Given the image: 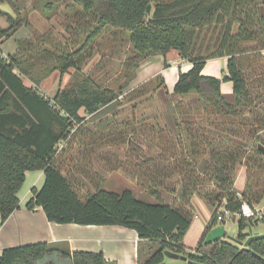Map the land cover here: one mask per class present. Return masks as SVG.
Wrapping results in <instances>:
<instances>
[{
  "label": "trees",
  "instance_id": "16d2710c",
  "mask_svg": "<svg viewBox=\"0 0 264 264\" xmlns=\"http://www.w3.org/2000/svg\"><path fill=\"white\" fill-rule=\"evenodd\" d=\"M0 1L9 2L19 12L14 0ZM62 1L75 10L70 37L63 44L41 34L17 41V49L11 54L3 56L0 49L1 223L19 207L17 193L25 171L43 170L44 182L39 189L32 188L27 209L40 206L47 219L56 223L134 229L139 238L156 244L138 264H163L166 250L184 256L189 263L264 264V237L253 238L246 246L240 243L246 239L245 231H253L264 218L236 214L243 200L259 205L264 198V154L258 148V144L264 146V0ZM52 4L46 2L43 11ZM0 15L9 22L6 27L0 26L1 41L13 35L22 19L1 9ZM106 26L127 30L134 51L135 61L127 67L125 82L117 89L101 85L89 72H82L93 40ZM206 29L212 30V37L201 41L200 34ZM171 49L192 63L189 70L178 74L171 94L180 96V100L173 107L176 109L184 96L193 94L186 105L189 110L201 106L207 128L192 127L189 124L195 122H186L183 153L174 154L166 140L165 151L173 153L171 159L164 156L160 138L153 132L150 136L158 141L160 153H149L144 158L143 146L137 149L143 166L152 165L146 184L152 202L136 196L129 188L120 193L97 188L81 196L75 182L58 165V143L78 132L79 127L72 130L75 124L82 123L80 109L93 114L116 101L133 79L140 61L155 54L166 55ZM216 57H226L221 77L203 75L206 60ZM70 68L78 74L82 72L80 82L57 90L52 98L39 91V84L51 72L63 74ZM251 68L256 78L250 79L246 73ZM23 76L33 85H26ZM154 78L159 79L157 86L163 87L164 95H169L161 75ZM222 81L232 82L230 96L221 92ZM146 84L138 85L130 94L141 92ZM241 165L245 166L246 178L239 192L234 181ZM174 174L181 177L177 194L176 184L166 191L167 181ZM163 191L172 195L171 201L164 199ZM193 195L203 199L212 214L205 232L191 249L184 245L183 238L194 217ZM221 207L230 211V216H238V234L204 244L206 233L225 223V217L217 218ZM0 264L116 263L105 259L102 252L71 251L58 243L38 241L4 248Z\"/></svg>",
  "mask_w": 264,
  "mask_h": 264
},
{
  "label": "rangeland",
  "instance_id": "374dc122",
  "mask_svg": "<svg viewBox=\"0 0 264 264\" xmlns=\"http://www.w3.org/2000/svg\"><path fill=\"white\" fill-rule=\"evenodd\" d=\"M50 1L53 3L52 6H49L48 9L43 11V6L46 2ZM14 2L19 8L18 13L15 12V8H13L9 2H0L1 8L9 10L12 13L11 15L19 16L22 19L21 25L17 27L13 35L4 39L7 41L0 46L4 51L1 50L2 55L5 56L3 53L6 51L7 44H16L15 40L22 35L34 39L41 34H48L51 36L52 40L61 44L65 42V39L70 37L71 29L69 26L73 25L75 22V18L73 17L75 10L66 7L62 0H14ZM3 16H1V22L5 21ZM8 24L6 26H8ZM210 37H212V30L206 29L200 34L201 41L209 40ZM92 46L93 48L89 53L87 63L82 68L83 74L89 72L101 85H109L117 89L118 85L125 82L124 76L127 67L132 64L131 61H135L133 46L129 39V32L127 30L106 26L101 35L93 40ZM244 64L249 65L248 62ZM163 66V59H161L158 64L155 59H152L151 68L153 71H160ZM205 67V70L209 73H213L210 74L213 76L220 71L219 65H217L215 61H210ZM222 67H224V65H222ZM178 71L176 66H172L171 69L161 74L164 77L165 90L172 92L174 83L178 77ZM82 72L78 74L72 68L63 74L59 71H53L41 81L38 89L45 96L52 98L57 90L72 87L74 84L80 82L82 79ZM246 73L250 75V79L256 78L254 77L253 68L246 69ZM158 74L159 72L154 76ZM22 79L26 85H33L26 77L23 76ZM158 82V78L150 79L141 92L136 91L130 94V92L137 87H130V80L128 85L122 89L116 101L101 106L93 114H86L83 109L79 110V114L83 117V120L82 123H80L81 125L78 126L75 124L72 131L76 130V127H79L76 131L97 132L95 136L91 135L93 138L85 139V143H89L85 148H91L92 150L89 152L87 149L85 152L86 157L84 156V158L93 159L96 157L97 151L103 148H106V150L111 153V157L109 158L107 156L105 159H100L102 155H99L100 157H97L93 163L90 160L91 166H82L83 162H81L79 166L76 165L75 160L73 162L71 161V158L74 159L71 149H73L75 145L73 142L69 144L68 157L65 158L64 156L65 162L63 164L60 163V168L67 177L75 182L77 191L81 196L92 189L102 187L117 193L129 188L132 189L134 193H138L141 199L152 202L153 198L146 191V185H144L147 183V178L149 177L148 172L152 168L150 167L152 165L147 163L148 166L147 164L143 166L138 156L137 149L140 148V145L143 146L145 151L141 156H144V158L145 156L147 158L149 153L155 156L153 152L156 148L160 150V147H158V141L155 137V139H151L150 133L153 132L155 136H159L160 144L163 146L162 149H164V151L167 146L166 140L167 142L169 140L173 147L170 148L176 150H173L174 154L176 152L183 153L185 148V141L183 140L186 138L183 131L184 124L186 122H195L194 124H189V126L207 128L206 124L202 121V117L205 113L202 111L201 106L196 110L193 108L189 110L186 101L190 100V97L184 96L182 98L184 102H180V106L174 109V103L180 100V96L169 92V95H164L163 87L157 86ZM242 132L247 134L246 130ZM104 134H109L110 136L103 137ZM177 135L179 136L178 139L176 137ZM83 145L84 144L81 145V148ZM63 146L64 145L61 147ZM165 153V157L172 158L173 153H171V155H168L166 151ZM78 154L81 155L82 153L78 152ZM80 155H77V159ZM103 167L107 169L105 172ZM78 171L83 174L82 183L75 177ZM121 173L123 175H121ZM125 175L127 178L124 179L123 176ZM180 178L181 177L174 174L171 179L167 181V188L169 190L166 191H170V188L174 187V184H176L177 189L174 194L179 193L180 190L178 189V185L180 183ZM241 183L242 178L240 174H238V188ZM162 195L167 202L172 200L171 194L169 195V193L163 191ZM191 200L194 209V221L201 223L208 220L210 210L212 212L211 207L197 195L192 196ZM258 206L264 207V198ZM262 220L263 221H259L254 226V230L264 231V219ZM224 228L226 231V239L237 236L238 216H226ZM196 231L197 225L194 226V229L187 236V242H193ZM149 246L152 248L151 250L156 248V244L153 243V241ZM167 258L169 257L165 256L163 264H189L187 259H185V261L180 258Z\"/></svg>",
  "mask_w": 264,
  "mask_h": 264
},
{
  "label": "crops",
  "instance_id": "0c3cea01",
  "mask_svg": "<svg viewBox=\"0 0 264 264\" xmlns=\"http://www.w3.org/2000/svg\"><path fill=\"white\" fill-rule=\"evenodd\" d=\"M0 9L8 14H12L9 10H6L1 7ZM1 16L3 15H0V26L6 27V25L8 24L6 17L3 16L5 21L1 22ZM27 38H28L27 36L22 35L15 40L16 44L15 43L7 44V48L5 49L6 51L3 54L8 55L13 53L17 49V41L24 40ZM5 41L7 40H1L0 46H2L5 43ZM152 59H155L157 64L161 61V59H163L164 62L165 61L167 62V65L166 66L164 65L160 71H153L151 68ZM210 61H215L220 68L219 73L214 74V77H221L223 71L226 69V57H216V58L207 59L205 65L201 70V73L203 75L213 76L210 75L213 73H209L208 71L205 70L206 69L205 66H207ZM222 65H224V67H222ZM172 66L177 67V69L179 70L178 71L179 74V72H185L189 70L192 66V63L182 58L179 52L175 49H171L169 52L166 53V55L155 54L149 56L143 59L142 61H140L138 67L135 69L134 77L131 80L130 87L133 88L142 83H145L148 80L153 79L155 77L154 75L157 72H159L158 75H161L162 73H165L166 70L171 69ZM161 77L164 80V77L162 75ZM220 89L222 93H224L227 96H230L232 93V82L222 81L220 84ZM187 96H189L190 99H192L191 97L193 96V94H189ZM96 133L97 132L94 131L91 132L78 131L74 134V136L70 140H69L70 137L69 136L66 140L60 141L58 143V151L56 153L57 156L56 158L60 159L58 161V165L60 166V163L63 164L65 162V158L68 157V146L69 144H71V142H73V144L75 145V147L71 149L72 156L74 157V159L71 158L72 159L71 161L73 162L75 160L76 165L80 166L81 162H83L82 166L84 165L91 166V161L93 163L97 159V157H100L99 155H102L100 159L101 158L105 159L107 156L108 158L111 157V153L108 152L106 148H103L102 150L97 151V155L93 159L84 158L86 154L85 153L86 150L88 149L89 152L92 150L91 148H87V149L85 148L89 144L88 142L85 143V139L86 138L89 139L90 137H92L91 135L95 136ZM108 135L104 134L103 137ZM82 144L84 145L81 148ZM62 145H64L63 147L65 149L61 147ZM78 152L79 153L81 152L82 154L80 155L78 154ZM159 153L160 150L158 148H156L155 151L153 152V154L155 155H158ZM76 154L80 155L78 159ZM103 170L105 172L107 169L103 167ZM81 174L82 173L80 171H78V173L75 174V177L79 182H81L83 179V174L82 175ZM238 174H240L242 178V183L239 186V188L237 184ZM121 175L123 174L121 173ZM237 176L234 181V186L237 191L241 192L242 189L244 188L245 178H246L244 165H241L239 167ZM44 177L45 176L43 170L25 171L24 181L17 193V196L19 198V207L16 208L3 223H1L0 221V253L6 247L16 246L26 243H33L38 241H46V242L58 243L62 246L68 247L71 251L83 250V251L102 252L105 259L110 260L116 264H138L139 261L145 260L150 255L152 248H150L149 245L151 244L152 241L148 239L139 238L134 229L119 225H94V224L83 225L76 223H56L53 221H49L47 219L43 209L40 206L36 207V209L34 210L27 209L25 205L26 202L29 200V198L33 196L32 188L39 189L44 182ZM123 177L124 179L127 178L126 175ZM94 190L95 189H92L89 192H92ZM135 194L136 196L140 197L138 193ZM210 213L212 214L211 210ZM210 213H209V219L204 222L201 223L195 222L194 219H192L190 227L183 238V243L187 248L193 249L197 245L199 239L205 232V229L209 223V220L211 218ZM194 224L197 225V231L193 242L189 243L187 242V236L194 229L195 226ZM253 232L262 233L264 231H256L253 229ZM167 259H172V258H167Z\"/></svg>",
  "mask_w": 264,
  "mask_h": 264
},
{
  "label": "water",
  "instance_id": "95a60500",
  "mask_svg": "<svg viewBox=\"0 0 264 264\" xmlns=\"http://www.w3.org/2000/svg\"><path fill=\"white\" fill-rule=\"evenodd\" d=\"M150 9V6H148V10ZM258 148L262 151L264 154V146L262 144H258ZM246 239L242 243L244 246L248 244V242L253 239V238H259V237H264V232L262 233H254L251 228H249L247 231H245ZM226 236L225 228L223 224H218L214 227H212L205 235L204 238V244H210L212 242H215L221 238H224ZM164 255L169 257V258H180L185 260L186 258L182 255H179L173 251L166 250L164 252ZM190 264H202L198 262H190Z\"/></svg>",
  "mask_w": 264,
  "mask_h": 264
},
{
  "label": "built area",
  "instance_id": "2783aa9c",
  "mask_svg": "<svg viewBox=\"0 0 264 264\" xmlns=\"http://www.w3.org/2000/svg\"><path fill=\"white\" fill-rule=\"evenodd\" d=\"M4 56V55H3ZM264 207L258 206L256 204H250L249 202L243 200L239 207V210L236 212L238 216H243L245 218H264ZM231 212L225 209L224 207L220 208V214L218 215V220H221L223 217L230 216Z\"/></svg>",
  "mask_w": 264,
  "mask_h": 264
}]
</instances>
